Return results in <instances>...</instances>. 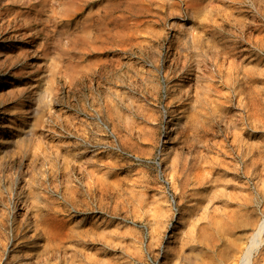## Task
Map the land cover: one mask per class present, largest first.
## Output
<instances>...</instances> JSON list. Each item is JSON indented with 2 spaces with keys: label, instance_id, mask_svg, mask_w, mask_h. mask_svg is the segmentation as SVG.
Here are the masks:
<instances>
[{
  "label": "rangeland",
  "instance_id": "rangeland-1",
  "mask_svg": "<svg viewBox=\"0 0 264 264\" xmlns=\"http://www.w3.org/2000/svg\"><path fill=\"white\" fill-rule=\"evenodd\" d=\"M0 264H264V0H0Z\"/></svg>",
  "mask_w": 264,
  "mask_h": 264
},
{
  "label": "bare ground",
  "instance_id": "bare-ground-1",
  "mask_svg": "<svg viewBox=\"0 0 264 264\" xmlns=\"http://www.w3.org/2000/svg\"><path fill=\"white\" fill-rule=\"evenodd\" d=\"M23 22V21H22ZM28 22V21H27ZM28 24V23H27ZM28 26H29V24H28ZM32 27V26H31ZM30 28V27H29Z\"/></svg>",
  "mask_w": 264,
  "mask_h": 264
}]
</instances>
